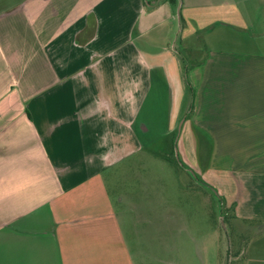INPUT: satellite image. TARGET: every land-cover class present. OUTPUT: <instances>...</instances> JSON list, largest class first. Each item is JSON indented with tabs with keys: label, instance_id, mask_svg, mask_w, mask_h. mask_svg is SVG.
<instances>
[{
	"label": "crops",
	"instance_id": "obj_1",
	"mask_svg": "<svg viewBox=\"0 0 264 264\" xmlns=\"http://www.w3.org/2000/svg\"><path fill=\"white\" fill-rule=\"evenodd\" d=\"M199 136L224 209L258 228L237 258L264 264V0L1 9L0 264H136L124 227L164 233L167 209L117 170L147 153L190 174Z\"/></svg>",
	"mask_w": 264,
	"mask_h": 264
},
{
	"label": "rangeland",
	"instance_id": "obj_2",
	"mask_svg": "<svg viewBox=\"0 0 264 264\" xmlns=\"http://www.w3.org/2000/svg\"><path fill=\"white\" fill-rule=\"evenodd\" d=\"M24 1L0 0V10ZM159 32L161 30H157L148 39L156 42ZM174 39L176 33L168 47L173 46ZM157 45L161 47L162 44ZM196 139L198 152L193 155L197 160L193 159L198 165L193 163L190 174L168 163L169 166L165 163L161 165L163 161L160 158L147 153H142L127 166L117 170L116 180H122L125 184L121 192L131 196L141 192L158 195L162 197L167 209L164 233H158L157 228L152 226L146 232H143L142 227H137L141 231L137 233H131L128 225L124 227L136 264H244L245 258H237V251L239 247L245 248L254 241L258 228L234 222L232 208L224 209L222 198L218 195L219 186L214 181L221 180V170H215L213 178L208 171V179H205L206 137L199 136ZM167 158L169 162L182 163L177 150L174 154L169 152ZM140 162L144 167L139 166ZM112 184L109 183V189L115 197L116 191ZM156 205L155 202L148 205L151 207L149 213H155ZM174 208L178 217L173 216Z\"/></svg>",
	"mask_w": 264,
	"mask_h": 264
}]
</instances>
